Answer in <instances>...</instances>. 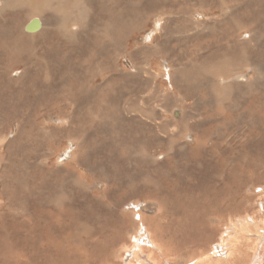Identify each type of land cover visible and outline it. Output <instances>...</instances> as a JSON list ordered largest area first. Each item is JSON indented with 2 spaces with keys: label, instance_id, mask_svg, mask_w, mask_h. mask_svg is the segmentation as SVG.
Returning a JSON list of instances; mask_svg holds the SVG:
<instances>
[{
  "label": "rangeland",
  "instance_id": "rangeland-1",
  "mask_svg": "<svg viewBox=\"0 0 264 264\" xmlns=\"http://www.w3.org/2000/svg\"><path fill=\"white\" fill-rule=\"evenodd\" d=\"M96 1L84 6L85 13L92 2L84 36L65 39L59 37L66 32L61 30L48 37L44 29L45 42L25 38L19 51L26 53L23 64L16 61L18 44L13 40L27 12L9 19L0 16V264H139L141 256L145 264H195L192 260L207 255L221 259L223 248L239 237L233 231L235 226L239 230L237 218L255 213L257 222L264 220L262 212L256 213L262 210V199L251 206L252 212L240 210L228 218L220 211L226 203L235 207L244 195L262 191L248 188L251 182L246 180L264 178V79L244 84L258 79L248 66L257 65L264 73V0H202L206 13L192 0H185L186 6L184 0H109L110 13L98 10L104 1ZM192 6L196 9L191 15L187 9ZM162 7L171 14H161ZM211 16L219 19L211 21ZM168 18L173 28L168 22L155 29ZM43 22L53 27L45 14ZM108 22L133 26L127 35L115 37L118 55L115 31L110 50H100L96 43L101 37L97 30ZM146 23L145 32H135ZM192 25L199 28L189 31ZM169 26L171 31L166 30ZM185 31L188 40L175 41ZM215 66L227 70L220 71L221 80H228L225 91L219 77L208 74ZM92 73L105 75L90 79L87 74ZM234 73L246 78L235 79ZM213 83L216 94L209 92ZM111 101L118 102L115 106ZM156 213L163 216L161 224L152 221ZM143 224L166 249L164 259L147 255L154 250ZM241 262L247 264V259Z\"/></svg>",
  "mask_w": 264,
  "mask_h": 264
},
{
  "label": "bare ground",
  "instance_id": "bare-ground-1",
  "mask_svg": "<svg viewBox=\"0 0 264 264\" xmlns=\"http://www.w3.org/2000/svg\"><path fill=\"white\" fill-rule=\"evenodd\" d=\"M67 1V5H65V0H24V1H20V0H0V16L2 17V16H4V17H9V18H11L12 16H20L24 11H26L27 13H26V15H24L23 17H22V22L21 23H19V29H20V35L19 36H17L16 38H15V40H13L12 38V40H13V43H16V44H18V49H17V51L15 52V56L17 57H15L16 58V61H17V63H19V64H23V61H22V58L23 57H25V52H23L22 53V51H21V53L19 54V51H20V48H21V46H22V50H23V46H24V44L26 43V41H25V38H29L30 39V41L31 40H33L35 37H40L41 39H42V41H46L47 40V38L45 37L46 35H48V34H50V35H48V37H53L54 35H56V33H55V31L56 32H60L61 30H65L66 32H64V33H61L60 34V36L59 37H62V38H65V39H70V38H72V37H74V36H77V34H81V35H85V31H84V29H85V25L83 24L84 22H88V17H89V15H90V7L89 6H91L90 4H92V2L91 3H89L88 4V6L86 7V9H85V13H84V6H85V4L88 2V1H90V0H66ZM100 1H104V2H100ZM134 1V0H133ZM139 1V0H138ZM147 1V0H146ZM151 1V0H150ZM169 1V0H168ZM174 1V0H173ZM182 1V0H181ZM189 1V0H188ZM188 1H183V4L185 3V4H187V2ZM192 1H194L195 3H196V7H197V9L198 10H200V11H203V12H208L207 11V8H206V6L204 5V3H203V1L202 0H192ZM238 1V0H237ZM97 3L98 2H100L99 4H98V6H99V8H98V10H103L104 12H107V13H110L111 11H112V9H113V7L111 8V10L109 11V9H110V6H109V0H97L96 1ZM147 2H149V1H147ZM175 2H176V0H175ZM193 2V3H194ZM215 2V1H214ZM189 3V2H188ZM193 3H191V4H193ZM210 3V2H209ZM218 3H220L219 1H218ZM218 3L217 4H214V5H218ZM114 4H115V2H113V6H114ZM139 4V3H138ZM177 4V3H176ZM175 4V5H176ZM184 4V5H185ZM213 4V3H212ZM230 4H232V3H230ZM235 4V3H234ZM119 5V4H118ZM148 5V4H147ZM161 5V4H160ZM163 5V4H162ZM165 5V4H164ZM169 5V4H168ZM181 5V4H180ZM189 5V4H188ZM209 5V4H208ZM228 5V4H227ZM159 6V5H158ZM170 6V5H169ZM178 6H179V4H178ZM182 6V5H181ZM186 6V5H185ZM221 6V5H220ZM220 6H218V8L220 7ZM258 6H259V4H258ZM144 7V6H143ZM150 7V6H149ZM180 7V6H179ZM188 7V6H187ZM223 7V6H222ZM226 8V7H225ZM225 8H224V10L223 11H225ZM141 9V8H140ZM149 9V8H148ZM162 12H161V14H163V12L164 13H168V14H171V12H169L170 11V9L168 10V11H164L165 9H164V7H162ZM180 9V8H179ZM196 9V8H195ZM194 7L192 6L190 9H187V11H189V13L192 15L193 14V12H194ZM220 9V8H219ZM230 9V8H229ZM143 10V9H142ZM153 10V9H152ZM172 10H175V9H172ZM140 11V10H139ZM147 11V10H146ZM159 11V10H158ZM228 11V10H227ZM230 12L232 11V9L231 10H229ZM138 12V11H137ZM150 12V11H149ZM155 13H156V11H154ZM174 12V11H173ZM183 11L181 10V12L180 13H182ZM211 13H212V11H210ZM139 13V12H138ZM145 13V12H144ZM175 13V12H174ZM199 13H201V12H199ZM223 12H221V14H222ZM43 14H45V15H47V20H48V22L50 23V25H52L53 27H48L44 22H43ZM142 14V13H141ZM173 14V13H172ZM176 14H179L178 12L176 13ZM70 15H73L74 17H75V19H70ZM139 15V14H138ZM184 15V14H183ZM214 15V14H213ZM217 15V14H216ZM227 14H225V16H226ZM236 15V14H235ZM34 16H39L40 18L39 19H37V18H35ZM91 16V15H90ZM153 16V15H152ZM165 16V15H164ZM163 16V17H164ZM188 16V15H187ZM199 16V15H198ZM215 16V15H214ZM224 16V15H223ZM130 17V16H129ZM160 17V16H159ZM166 17V16H165ZM180 17V16H179ZM186 17V16H185ZM208 17V16H207ZM207 17L206 16H204V18L205 19H207ZM217 17V16H216ZM8 18V19H9ZM124 18H126V17H124ZM161 18H162V15H161ZM181 19H182V17H180ZM199 18V17H198ZM200 18H201V16H200ZM209 18V17H208ZM212 18V16L210 17V19ZM222 18V17H221ZM235 18V17H234ZM242 18V17H241ZM3 19V18H2ZM194 19V18H193ZM213 19V18H212ZM214 19L216 20L217 18H215L214 17ZM211 20V21H215V20ZM219 19V18H218ZM217 19V20H218ZM14 20V19H13ZM18 20V19H17ZM125 20V19H124ZM131 20H132V18H131ZM158 20H160V19H158ZM196 20H198V19H196ZM203 20V19H202ZM220 20H222V19H220ZM257 20V19H256ZM90 21V20H89ZM118 21V20H117ZM152 21V20H151ZM210 21V20H209ZM242 21V20H241ZM1 22V21H0ZM92 22V21H91ZM153 22H155V21H153ZM158 22H160V21H158ZM170 23L171 24V22H170V19L168 18V19H166V20H164L163 22H161V24L160 23H156L155 24V29H157V30H160L161 28H162V26L165 28V25L167 24V23ZM237 22V21H236ZM2 23V22H1ZM16 23V22H15ZM181 23V22H180ZM230 23V22H229ZM229 23H227V24H229ZM244 23V22H243ZM140 24V23H139ZM149 23H146L144 26H141L140 28L141 29H139V30H136L135 32L136 33H140L141 34V32H145L146 30H145V28H146V26L148 25ZM233 24V23H232ZM235 24L236 23H234V26H235ZM241 24V23H240ZM1 25V24H0ZM150 25V24H149ZM154 25V24H153ZM173 24H171V28H173V26H172ZM177 25V24H176ZM181 25V24H180ZM237 26L239 25L238 23L236 24ZM244 25V24H243ZM245 25H246V23H245ZM250 25V24H249ZM248 25V26H249ZM252 25V24H251ZM250 25V26H251ZM6 26V25H5ZM9 26H10V24H9ZM207 27L209 26V25H206ZM213 26V25H212ZM230 26H231V24H230ZM14 27V26H13ZM87 27V26H86ZM131 27H133V26H131V25H128V24H126L125 22H122V23H119L118 25H114V24H112V22L111 23H105L104 25H103V27L100 29V30H97V31H99V34H100V36L101 37H99L98 36V41H96V43L98 44V46H99V49L100 50H103V51H107L108 49L110 50L111 49V40H112V38H111V36H112V31H115L114 33V41H115V44H114V49H115V52H116V54H117V52H118V48H117V43H118V40H116L115 39V37L116 36H119V35H121V34H125V35H127V32L126 31H131ZM192 27V29L191 30H189V31H193V30H197L198 28H199V26H197V25H192L191 26ZM233 26H231V28H232ZM5 28V27H4ZM170 28V26L168 27V29H166V30H170L171 29ZM208 28H212L211 27V25L208 27ZM240 28V27H239ZM45 29V31L47 32V34L45 35L44 34V32H43V30ZM152 29V28H151ZM12 29H11V27H10V31H11ZM13 30H15V29H13ZM54 30V31H53ZM73 30H76L75 32H73ZM172 30V29H171ZM170 30V31H171ZM204 30V29H203ZM229 30H232V29H229ZM95 31V30H94ZM164 31H165V29H164ZM169 31V32H170ZM189 31H185V32H182L183 34H180L181 33V31H180V33L179 34H177V38L175 39V41H186V40H188V38L185 36V35H187V33L189 32ZM214 31V30H213ZM216 31V30H215ZM240 31V30H239ZM246 31V30H245ZM252 31V30H251ZM156 32V31H155ZM209 32V31H208ZM212 32V31H211ZM211 32H209V33H211ZM236 32V31H235ZM15 33V32H14ZM132 33V32H131ZM148 33V32H147ZM161 33V32H160ZM163 33V32H162ZM171 33V32H170ZM205 33H206V31H205ZM239 33V32H238ZM91 34V33H90ZM149 34V33H148ZM153 35H154V33H152ZM174 33H172V35H173ZM235 34V33H234ZM247 34H249V33H247ZM132 35V34H131ZM58 36V35H57ZM96 36V35H95ZM142 36H143V34H142ZM141 36V37H142ZM148 36V35H147ZM231 36V35H230ZM235 36V35H234ZM234 36H233V38H234ZM247 36V35H246ZM87 37V36H86ZM135 37V36H134ZM150 37V36H149ZM202 37V36H201ZM229 37V36H228ZM248 37V36H247ZM88 38V37H87ZM86 38V39H87ZM97 38V37H96ZM161 38V37H160ZM232 38V37H231ZM238 38V37H237ZM246 38V37H245ZM142 39H143V37H142ZM152 39V38H151ZM156 39V38H155ZM226 39H227V37H226ZM83 40H85L84 38H83ZM89 40V39H88ZM144 40V39H143ZM147 40H149V38L147 39ZM194 40V39H193ZM162 41V40H161ZM234 41V40H233ZM240 41V40H239ZM44 42H42V44L44 43ZM123 41H120V43H122ZM144 42V41H143ZM151 42V40L150 41H147V43L146 44H148L149 45V43ZM163 42V41H162ZM227 42H229V41H227ZM52 43H54V42H52ZM57 43V42H56ZM137 43V42H136ZM145 43V42H144ZM158 43V42H157ZM220 43V42H219ZM223 43V42H222ZM221 43V44H222ZM225 43V42H224ZM237 43V42H236ZM240 43V42H239ZM128 44V43H127ZM163 44V43H162ZM220 44V45H221ZM250 44V43H249ZM249 44H247V45H249ZM81 45H83V44H81ZM131 45V44H130ZM133 45V44H132ZM141 45H142V43H141ZM153 45V44H152ZM159 45V44H158ZM186 45V44H185ZM207 45V44H206ZM241 45V44H240ZM245 45V44H244ZM250 45H252V44H250ZM257 45V44H256ZM128 46V45H127ZM135 46V45H134ZM137 46V45H136ZM208 46H209V44H208ZM229 46V45H228ZM46 47V46H45ZM129 47V46H128ZM140 47V46H139ZM244 47V46H243ZM158 48H160V47H158ZM242 48V47H241ZM127 49V48H126ZM133 49H134V47H133ZM42 50V49H41ZM92 50V49H91ZM188 50V49H187ZM216 50V49H215ZM228 50V49H227ZM242 50V49H241ZM94 50H92V52H93ZM189 51V50H188ZM204 51V50H203ZM37 52V51H36ZM128 52V51H127ZM130 52V51H129ZM148 52V51H147ZM99 53V52H98ZM175 53V52H174ZM176 53H177V51H176ZM226 53V52H225ZM32 54H34V51H32ZM91 54V53H90ZM135 54V53H134ZM179 55H180V52L178 53ZM220 54V53H219ZM222 54V53H221ZM58 55H59V53H58ZM95 55V54H94ZM97 55V54H96ZM118 55V54H117ZM130 55H133V54H131V52H130ZM139 55H140V53H139ZM222 55H224V54H222ZM87 56H89V55H87ZM175 56H177V55H175ZM233 56V55H232ZM31 57V55H30V53L28 52V55H27V58H30ZM101 57H103V56H101ZM118 57H121V56H118ZM136 57V56H135ZM137 57H138V55H137ZM141 57V56H140ZM165 57V56H164ZM38 58H40L39 56H38ZM108 58H109V56H108ZM107 58V59H108ZM208 58V57H207ZM43 59V58H42ZM106 59V60H107ZM121 59V58H120ZM120 59L118 60V63H120ZM177 59V58H176ZM226 59H228V58H226ZM39 60V59H38ZM44 60V59H43ZM125 60V59H124ZM169 60H173L172 58L171 59H169ZM180 59H178V61H179ZM211 60V59H210ZM218 61H219V59H217ZM229 61L231 60V59H228ZM228 60L226 61V60H224L223 62L225 63V61L228 63ZM46 61V60H45ZM113 61H114V59H113ZM214 61V60H213ZM218 61H216V62H218ZM112 62V61H111ZM164 62H165V60H164ZM195 62V61H194ZM212 62V61H211ZM223 62H221L222 63V65H224L223 64ZM5 63V62H4ZM113 63V62H112ZM175 63V62H174ZM219 63V62H218ZM230 63V62H229ZM237 63V62H236ZM78 64V63H77ZM80 64V63H79ZM110 64V63H109ZM167 64V63H166ZM176 64V63H175ZM180 64H181V62H180ZM179 64V65H180ZM207 64V66H208V64H210V62L208 63H206ZM250 64V62L248 63V65ZM1 65V64H0ZM4 65V64H3ZM96 65V64H95ZM167 65H169V64H167ZM200 65V64H199ZM202 65V64H201ZM211 65V64H210ZM209 65V66H210ZM217 65V64H216ZM226 65V64H225ZM224 65V66H225ZM120 66V65H119ZM134 66V65H133ZM138 66V65H137ZM142 66V65H141ZM170 66V65H169ZM185 66V65H184ZM196 66V65H195ZM220 66V65H219ZM228 66V65H227ZM75 67V66H74ZM135 67V66H134ZM173 67H175V65L173 66ZM206 67V66H205ZM216 68H214L213 70H212V72H208V74L209 75H211V76H213L214 77V79H217V77H219V79L220 80H218L217 79V82L218 83H220L221 85H224V87H223V90L225 91L226 90V86L228 85V80H221L224 76L220 73V71H219V67H217V66H215ZM220 67H222V66H220ZM226 67V66H225ZM1 68H3V67H1ZM112 67H110V69H111ZM119 68V67H118ZM170 68V67H169ZM175 68H178V67H175ZM212 68H213V66H212ZM211 68V69H212ZM229 68V67H228ZM245 68V67H244ZM12 69V68H11ZM144 69V68H143ZM163 69V68H162ZM171 69V68H170ZM209 69V68H208ZM243 69V68H242ZM34 70V69H33ZM36 70V69H35ZM118 70V69H117ZM142 70V69H141ZM210 70V69H209ZM244 70V69H243ZM248 70H250L251 72H253V73H255L256 74V77L258 78L257 80H252V81H245V86H251V85H254V84H256V83H262L263 81V77H264V73H262L261 72V70H258V66L256 65V66H248ZM16 71V70H15ZM99 71V70H98ZM110 71V70H109ZM125 71V70H124ZM224 71H227V70H222L221 72H224ZM4 72V71H3ZM18 72V71H17ZM22 72V71H21ZM20 72V73H21ZM111 72V71H110ZM112 72H113V69H112ZM153 72H154V70H153ZM205 72H207V71H205ZM28 73V72H27ZM87 73H88V71H87ZM116 73V72H115ZM225 73V72H224ZM78 74V73H77ZM118 74H120V73H118ZM122 74H124V73H122ZM138 74V73H137ZM143 74L145 75L146 74V72H145V70L143 71ZM205 74V73H204ZM207 74V75H208ZM227 74V73H226ZM229 74V73H228ZM235 74V73H234ZM104 75H105V73H102V74H98V73H92V74H87V76L90 78V79H98L99 77H104ZM113 75V74H112ZM158 75V74H157ZM172 75V73H169L168 74V77L167 78H169V80H170V78L172 77L171 76ZM9 76H11V75H9ZM14 76H17V74H15ZM31 76V75H30ZM38 76V75H37ZM85 76V75H84ZM196 76H197V74H196ZM79 77V76H78ZM81 77V76H80ZM87 77V78H88ZM136 77V76H135ZM144 77H146V76H144ZM228 77V76H227ZM252 77V76H251ZM7 78V77H6ZM116 77H114L113 79H115ZM234 78L235 79H240L241 81H244V79L246 78V75H243L242 73L241 74H235V76H234ZM2 79V78H1ZM0 79V80H1ZM117 80H119V82H120V79H118V78H116ZM122 79V78H121ZM136 79V78H135ZM142 79V78H141ZM228 79V78H227ZM249 79V78H248ZM13 80V79H12ZM79 80V79H78ZM112 80V79H111ZM125 80V79H124ZM130 80V79H129ZM15 81V80H14ZM28 81V80H27ZM33 81V80H32ZM31 81V82H32ZM104 81V80H103ZM132 81V80H131ZM143 81V80H142ZM146 80H144V82H145ZM100 82V81H99ZM114 83V81H111V84H113ZM118 82V84L117 85H119L120 83ZM122 82H124V81H122ZM121 82V83H122ZM135 82H136V80H135ZM140 82V81H139ZM138 82V80H137V83H139ZM143 82V83H144ZM154 82V81H153ZM30 83V82H29ZM33 83V82H32ZM201 83V82H200ZM234 83V82H233ZM10 84V83H9ZM104 84V83H103ZM123 84H125V83H123ZM219 84V85H220ZM230 84V83H229ZM16 85V84H15ZM32 85V84H31ZM72 85V84H71ZM116 85V86H117ZM150 85V84H149ZM210 85V84H209ZM220 85V86H221ZM17 86H18V84H17ZM26 86V85H25ZM70 86V85H69ZM96 86V85H95ZM132 86V85H131ZM136 86V84H134L133 85V88ZM154 86V85H153ZM7 87H9V86H7ZM89 87V89L91 88L90 86H88ZM137 87V86H136ZM143 87H144V85H143ZM156 87V86H155ZM189 87V86H188ZM219 87V86H218ZM1 88V87H0ZM71 88V87H70ZM98 88H101V87H98ZM104 88H106V87H104ZM108 88V87H107ZM119 88H120V86H119ZM138 88H139V85H138ZM176 88V87H175ZM8 89V88H7ZM6 89V91H8ZM18 89V88H17ZM112 89V88H111ZM117 89H118V87H117ZM198 89V88H197ZM206 89V88H205ZM218 89V88H217ZM12 90V89H11ZM122 89L120 88V91H121ZM128 90V89H127ZM138 89H136L135 91H137ZM141 90V89H140ZM151 90V88H149V91ZM186 90V89H185ZM210 91L209 92H212V93H214V94H216L217 93V91L215 92V85H214V83L211 85V87H210V89H209ZM14 91V90H13ZM12 91V92H13ZM17 91V90H16ZM19 91V90H18ZM23 91V90H22ZM74 91V90H73ZM100 91V90H99ZM108 91V90H107ZM114 91V90H113ZM161 91V90H160ZM9 92V91H8ZM103 92H105V91H103ZM102 92V93H103ZM117 92H119V90L117 91ZM132 92H133V90H132ZM220 92V91H219ZM76 93V92H75ZM94 94L93 92H91V91H88L87 92V94L88 95H90V94ZM160 93V92H159ZM162 93V92H161ZM160 93V94H161ZM202 93V92H201ZM2 94V93H1ZM4 94V93H3ZM73 94H74V92H73ZM103 94H105V93H103ZM107 94H109V93H107ZM10 95V94H9ZM14 95V94H13ZM94 95H96V94H94ZM94 95H91V96H94ZM106 95V94H105ZM162 95V94H161ZM218 95V94H217ZM72 96V95H71ZM102 96V95H101ZM104 96V95H103ZM166 97V96H165ZM225 97H226V95H225ZM74 98V97H73ZM75 98H76V96H75ZM92 98V97H91ZM98 98H99V96H98ZM170 98V97H169ZM11 99V98H10ZM78 99V98H77ZM99 99H102V97L101 98H99ZM107 99V98H106ZM109 99H110V97H109ZM81 100V99H80ZM184 100V99H183ZM91 101H93L92 99H91ZM110 101V100H109ZM172 101V100H171ZM217 101H219V100H217ZM89 102H90V100H89ZM111 102H113V101H111ZM110 102V103H111ZM118 102V101H117ZM116 102V103H117ZM162 103L164 102V101H161ZM67 103V102H66ZM71 103H74V102H71ZM70 103V104H71ZM94 103H96L95 101H94ZM98 103V102H97ZM116 103H114L113 102V104H115V106H116ZM67 104H69V102L67 103ZM89 105H90V103H88ZM112 104V103H111ZM112 104V105H113ZM144 104V103H143ZM172 104V103H171ZM178 104V103H177ZM73 105V104H72ZM97 105V104H96ZM100 105V104H99ZM99 105H97V107L99 106ZM111 105V106H112ZM118 105V104H117ZM123 105V104H122ZM125 105V104H124ZM163 105V104H162ZM8 106V105H7ZM74 106H75V104H74ZM114 106V105H113ZM166 106V105H165ZM171 106V105H170ZM9 107V106H8ZM14 107V106H13ZM21 107V106H20ZM19 107V108H20ZM84 107V106H83ZM86 107V106H85ZM84 107V108H85ZM93 107H94V105H93ZM100 107V106H99ZM19 108H18V110H19ZM22 108H23V106H22ZM82 108V107H81ZM103 107H101V109H102ZM106 108V107H105ZM119 108V107H118ZM185 108V107H184ZM238 108V107H237ZM236 108V109H237ZM74 109V108H73ZM76 109V108H75ZM75 109H74V111H75ZM78 109V108H77ZM83 109V108H82ZM99 109V108H98ZM113 109V108H112ZM128 109V108H127ZM130 109V108H129ZM143 109V108H142ZM228 109V108H227ZM17 110V109H16ZM23 110V109H22ZM86 110V109H85ZM102 110H104V109H102ZM111 110V109H110ZM123 110V109H122ZM69 111V110H68ZM112 111V110H111ZM131 111V110H130ZM135 111V110H134ZM73 112V111H72ZM114 112V111H113ZM136 112V111H135ZM65 113V112H64ZM63 114V113H62ZM66 114V113H65ZM100 114V113H99ZM39 115V114H38ZM118 115V114H117ZM10 117V116H9ZM77 117V116H76ZM63 118V117H62ZM60 119V118H59ZM68 119V118H67ZM62 121V120H61ZM73 121V120H72ZM86 121V120H85ZM188 121V120H187ZM67 122V121H66ZM68 122H69V120H68ZM185 121H183V123H184ZM70 123H71V121H70ZM182 123V124H183ZM94 125V124H93ZM227 125V124H226ZM83 126H85V125H83ZM178 126V125H177ZM107 127V126H106ZM174 127V126H173ZM78 128V127H77ZM93 128V127H92ZM28 129V128H27ZM75 129V128H74ZM79 129V128H78ZM238 129V128H237ZM236 129V130H237ZM48 130V129H47ZM62 131V130H61ZM131 131V130H130ZM156 132V131H155ZM165 132V131H164ZM148 133V132H147ZM78 134V133H77ZM156 134H157V132H156ZM181 134L183 135V132H181ZM236 134V133H235ZM68 135V134H67ZM146 135V134H145ZM66 136V135H65ZM205 136V135H204ZM215 136V135H214ZM70 137H71V135H70ZM66 138V137H65ZM229 138V137H228ZM227 138V139H228ZM148 139V138H147ZM146 139V140H147ZM207 139V138H206ZM226 139V138H225ZM74 140H75V138H74ZM203 140V139H202ZM217 140V139H216ZM73 141V140H72ZM148 142V141H147ZM194 142V141H193ZM198 142V141H197ZM212 142V141H211ZM249 142V141H248ZM201 144V143H200ZM154 145V144H153ZM212 145V144H211ZM214 145V144H213ZM229 145V144H228ZM227 145V146H228ZM250 145V144H249ZM2 146V145H1ZM203 147V146H202ZM210 147V146H209ZM214 147H216V145H214ZM218 147H219V145H218ZM233 148V147H232ZM9 149V148H8ZM207 148L205 147V150H206ZM219 149V148H218ZM234 149V148H233ZM197 150V149H196ZM262 150V149H261ZM85 151V150H84ZM162 151V150H161ZM190 151V150H189ZM193 151V150H192ZM212 151H214V150H212ZM238 151V150H237ZM165 152V151H164ZM217 152V151H216ZM215 152V153H216ZM226 152V151H225ZM260 152H262V151H260ZM189 153V152H188ZM232 153V152H231ZM47 154V153H46ZM220 154V152L218 153V155ZM230 154V153H229ZM217 155V154H216ZM231 155V154H230ZM256 155H258V154H256ZM214 156H215V154H214ZM220 156V155H219ZM227 156V155H226ZM216 157V156H215ZM181 158V157H180ZM77 159V158H76ZM170 159V158H169ZM174 160V159H173ZM189 160H190V158H189ZM171 161V160H170ZM219 162V161H218ZM185 163V162H184ZM193 163V162H192ZM232 164H234V163H232ZM218 165V164H217ZM224 165V164H223ZM229 165V164H228ZM227 166V165H226ZM65 167V166H64ZM173 167V166H172ZM257 167V166H256ZM205 168V167H204ZM226 168V167H225ZM248 168H250V169H252L251 167H249L248 166ZM91 169V168H90ZM109 169V168H108ZM137 169V168H136ZM234 169V168H233ZM263 169V168H262ZM99 170V169H98ZM155 170V169H154ZM194 170V169H193ZM226 170V169H225ZM230 170V169H229ZM235 170H237V168L235 169ZM227 171V170H226ZM258 171H259V169H253V172H257L258 173ZM194 173V172H193ZM226 173V172H225ZM227 173H228V171H227ZM259 174V173H258ZM226 176H228V175H226ZM127 177V176H126ZM145 177V176H144ZM170 177V176H169ZM220 178H222V177H220ZM219 178V179H220ZM237 178V177H236ZM256 179H252V180H246L248 183L249 182H251V185L248 187V188H252L253 190H256V188H259L260 190H262L260 193H259V195H254L255 193L254 192H252V193H250V197H247L246 195H244L246 198H242L241 197V201L239 202V204H237L235 207L232 205L231 207H228V203H226L225 204V206H224V208H220V211H221V213L225 216V217H228V218H230V217H232V216H236V215H238L237 214V212L238 211H240V210H242L243 212H247V211H249L250 209H251V212H252V208H251V206L252 207H254V205H258V204H260L259 203V201L262 199V201H263V203H262V210L260 209V210H258L257 209V211H256V213L258 212V213H263L264 214V178H258V177H255ZM242 179V178H241ZM64 180V179H63ZM238 180V179H237ZM144 181V180H143ZM252 181H254V183H252ZM137 182H139V181H137ZM217 182V181H216ZM233 182H234V180H233ZM136 183V182H135ZM242 183V182H241ZM105 184V183H104ZM205 184H206V182H205ZM207 184H208V182H207ZM210 184V183H209ZM212 185V184H211ZM222 185V184H221ZM220 186V185H219ZM239 186H241V185H239ZM10 187V186H9ZM54 187V186H53ZM64 187V186H63ZM133 187V186H132ZM208 187V186H207ZM216 187V186H215ZM215 187H212V189L213 188H215ZM246 187V186H245ZM247 187H246V190H248V192H250L249 190L250 189H248ZM211 189V188H210ZM209 189V190H210ZM217 189V188H216ZM206 190V189H205ZM207 190H208V188H207ZM114 191V190H113ZM196 191V190H195ZM194 191V192H195ZM212 191V190H211ZM216 191V190H215ZM245 191V190H244ZM188 192H189V190H188ZM222 193H223V191H221ZM210 193V192H209ZM225 194V193H224ZM223 194V195H224ZM164 196V195H163ZM214 196V195H213ZM212 196V197H213ZM137 197V196H136ZM205 197V196H204ZM127 198V197H126ZM187 198H189V197H187ZM205 198H207V197H205ZM218 198H221V197H218ZM217 198V199H218ZM110 199V198H109ZM195 199V198H194ZM210 199V198H209ZM98 200V199H97ZM178 200V199H177ZM182 200V199H181ZM197 200V199H196ZM200 200H202V198L200 199ZM117 201V200H116ZM115 201V202H116ZM176 201V200H175ZM190 202V201H189ZM211 202H214V200H212ZM210 202V203H211ZM122 203V202H121ZM223 204H224V202H222ZM221 203V205H223ZM249 205H248V204ZM176 204V203H175ZM194 204H195V202H194ZM199 204V203H198ZM211 204H213V203H211ZM177 205V204H176ZM207 205V204H206ZM186 206H187V204H186ZM212 206V205H211ZM259 208V207H258ZM254 209V208H253ZM158 210H160V209H158ZM192 210H194V209H192ZM256 210V209H255ZM190 211H191V209H190ZM145 212V211H144ZM157 212V211H156ZM191 213V212H190ZM195 213H197V212H195ZM243 214H245V213H243ZM145 215V214H144ZM185 215V214H184ZM179 216V215H178ZM188 216V215H187ZM196 216V215H195ZM244 216V215H243ZM252 215H251V213H249V214H246L245 215V220H247L248 221V218L251 220V222H249L248 221V223H243V221L242 220H244V219H240V218H237V220H236V223L239 225V230H237L236 229V226H235V228L233 229V231H234V234H236V235H239V237H238V239L237 240H235L236 242H234V243H231V244H229L230 246H228L227 247V245L223 248L224 250H223V253H224V256H223V258H221V259H215V260H213V259H211L208 255H207V257H204V258H200V260L199 259H196V260H192V262L194 261L195 262V264H203V263H205V264H239L243 259H247V264H264V220H261V221H258L259 222V224H258V222H257V219H256V217H255V213H254V215L251 217ZM161 218H163V216H162V214L161 213H156V215H154L153 216V219H152V221H153V223L154 224H161L160 223V221H159V219H161ZM192 218H193V215H192ZM208 218V217H207ZM212 218V217H211ZM217 218V217H216ZM145 219V218H144ZM234 219V218H233ZM216 220V219H215ZM219 220V219H218ZM235 220V219H234ZM144 221V220H143ZM197 221V220H196ZM200 221V220H199ZM246 221V222H247ZM229 222H230V220H229ZM103 223V222H102ZM207 223V222H206ZM218 223H220V222H218ZM235 223V222H234ZM193 224V223H192ZM217 224V223H216ZM242 224H244V225H242ZM207 225V224H206ZM232 224H229V227L226 229V233L228 232V229L230 228V226H231ZM250 225H251V227H250ZM155 226V225H154ZM157 226V225H156ZM155 226V227H156ZM147 226L145 225V224H143V231H144V236H146L147 237V242H148V245H150L151 247H152V249L154 250V252H152V253H149V254H147V255H150V254H152V255H154V256H158V258H160V259H164L165 258V250L166 249H164V248H161L160 247V243H158L154 238H155V236H154V234H153V232H151V229L149 228V227H147ZM160 227V226H159ZM255 227V228H254ZM157 228V227H156ZM161 228V227H160ZM232 228V227H231ZM252 228H254V229H252ZM225 229V228H224ZM160 230V229H159ZM162 230V229H161ZM219 230V229H218ZM262 231V232H261ZM231 236V235H230ZM231 238V237H230ZM233 239V238H232ZM235 239V238H234ZM242 240V241H241ZM180 241V240H179ZM222 241V240H221ZM243 241H245V242H243ZM147 242H146V244H147ZM158 244H157V243ZM222 243H223V241H222ZM229 243V242H228ZM227 243V244H228ZM162 244V243H161ZM179 244V243H178ZM145 245V244H144ZM222 245V244H221ZM247 245H251V247H247ZM230 247V248H229ZM198 250V249H197ZM245 252H247V253H245ZM190 253H192V252H190ZM193 253H194V251H193ZM222 253V252H221ZM142 255H144L143 253H141ZM156 254V255H155ZM210 255V254H209ZM220 255V254H219ZM174 256V255H173ZM177 255H175V257H176ZM180 256H183V255H180ZM191 256V255H190ZM206 256V255H205ZM220 256H222V255H220ZM151 257V256H150ZM141 263H139V264H145V262H146V260L145 259H143L144 257L143 256H141ZM152 258V257H151ZM169 258H170V256H169ZM146 259H148V258H146ZM150 259V258H149ZM172 259H174V258H172ZM179 259V258H178ZM177 259V257H176V260H178ZM189 259V258H188ZM158 260V259H157ZM179 260H181V259H179ZM154 261V260H153ZM156 261V260H155ZM175 261V260H174ZM173 261V262H174ZM147 262H149V261H147ZM173 262L171 261V263L173 264ZM188 262H191V261H188ZM166 263H169V262H166ZM182 262H180V264H181ZM242 263V262H241ZM240 263V264H241ZM149 264H150V262H149ZM152 264V263H151ZM162 264V263H161ZM170 264V263H169ZM189 264V263H188ZM190 264H192V263H190Z\"/></svg>",
  "mask_w": 264,
  "mask_h": 264
}]
</instances>
